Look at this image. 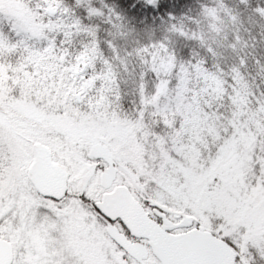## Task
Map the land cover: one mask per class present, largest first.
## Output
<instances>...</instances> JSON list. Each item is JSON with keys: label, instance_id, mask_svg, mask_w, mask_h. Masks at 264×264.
<instances>
[{"label": "snow or ice", "instance_id": "1", "mask_svg": "<svg viewBox=\"0 0 264 264\" xmlns=\"http://www.w3.org/2000/svg\"><path fill=\"white\" fill-rule=\"evenodd\" d=\"M0 264H264V0H0Z\"/></svg>", "mask_w": 264, "mask_h": 264}]
</instances>
